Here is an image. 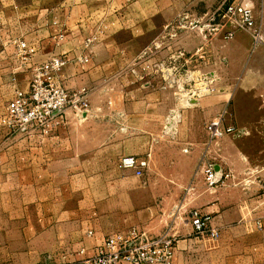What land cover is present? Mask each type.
Wrapping results in <instances>:
<instances>
[{
	"label": "crops",
	"instance_id": "crops-1",
	"mask_svg": "<svg viewBox=\"0 0 264 264\" xmlns=\"http://www.w3.org/2000/svg\"><path fill=\"white\" fill-rule=\"evenodd\" d=\"M212 3L0 0V6L10 13L14 8L12 12L17 17L20 14L21 21L30 22L34 15L41 24L34 36L19 37L35 48L26 59L19 58L16 50H0V101L5 103L0 114V264H83L106 236L136 226L152 214L137 210L127 215L120 196L94 200L91 189L73 190L77 182L123 181L122 175L92 172V168H115L117 159L126 155L148 157L149 168L163 164L170 170L167 181L186 184L184 213L192 208L210 213L221 230L234 220L242 227L258 217L264 220V161L254 164L244 158L238 145L225 141L210 145L204 157L208 146L204 120L215 116L220 106L214 96L189 103L187 95L173 92L174 78L163 79L154 72L155 67L167 64L170 54L175 55L168 50L203 48L187 43L197 35L196 27L185 30L177 24L189 22L183 14L190 7ZM9 15L5 13L2 21L7 22ZM88 39L93 41L87 46ZM54 55L69 59L57 82L69 92L85 89L90 110L76 113L68 109L63 124L45 135L11 132L1 124L7 104L17 89L29 88L34 66ZM161 55L163 65H155ZM83 56L89 60H77ZM194 61L197 64L198 59ZM195 68L200 70L202 63ZM213 157L217 165L231 169L235 179L208 189L202 163ZM245 181L250 183H238ZM232 191L244 195L236 208L230 207ZM135 205L131 203L132 208ZM188 218L186 234L193 235ZM250 247L255 250L248 256L250 260L264 263L262 250ZM213 249L215 257L221 252L229 260L235 258L230 242L209 246L206 240L188 237L178 241L175 261L191 264L192 253Z\"/></svg>",
	"mask_w": 264,
	"mask_h": 264
},
{
	"label": "rangeland",
	"instance_id": "rangeland-1",
	"mask_svg": "<svg viewBox=\"0 0 264 264\" xmlns=\"http://www.w3.org/2000/svg\"><path fill=\"white\" fill-rule=\"evenodd\" d=\"M211 2H214L211 6L190 7L188 12L183 14L187 15L186 19H183L189 22L177 24L185 30L196 27L197 35L187 39V43L198 44L203 48L194 52L168 50L176 52L172 57L171 54L167 55L168 61L171 60V62L167 61L164 67L159 66L155 67L157 68L155 70L152 68L150 70L157 72V75L163 79L174 78L173 92L187 95L189 103L196 102L195 99L198 97L214 96L220 110L215 116L204 120L206 144L209 142L207 124L227 110L226 116L229 122L234 123L238 128L246 129L249 133L239 135L240 137L235 135L237 138L232 139L225 136L213 145H220L224 141L228 144L234 143L241 148L244 158H248L254 164H260L264 161L262 138L264 133V0H211ZM240 3H246L251 8L256 27L260 32L259 36L240 26L234 17L227 14L229 5ZM12 11L14 8L10 13V10L5 11V8L0 6V50H16L17 56L24 60L29 57V54L23 56L20 53V45L24 41L19 37L35 33L41 24L35 21L34 15L30 17L33 19L30 22L21 21L20 14L17 17ZM5 13L10 14L6 17L9 19L7 22L2 21ZM230 32L233 33L232 36L228 35ZM174 38L172 40L175 41ZM162 45L160 43L159 48H162ZM159 57L161 58L155 65H163V55ZM195 58L198 59V66L202 63L200 70V67L195 68V65L197 66L196 62H193ZM148 68H143V70L147 71ZM196 70L199 72H195ZM0 97L3 101L2 87H0ZM4 109L5 103L0 101V114ZM221 152L222 150H219L220 154ZM117 163L116 169L111 167L104 170L93 167L91 171H107L113 176L122 175L123 181L116 182L117 180L114 179L102 183L77 182L73 184V190L87 192L91 189L94 200H99L100 197L109 199L120 196L123 198L124 212L127 215L137 210L151 211L152 214H149L145 220L139 221L136 227L146 230L153 236L170 233L175 237L176 246L180 240L197 237L202 241L206 240L209 246L230 242L235 251V258L232 257L231 260L227 253L219 252L220 254L216 257L211 254V251L216 249L195 251L192 255L190 254L191 264H264L259 260L260 258L255 262L248 257L251 252L255 251L254 249L251 251V245L261 249L264 254V247H262L264 232L254 226V221L248 222L243 227L238 225L236 220L230 221L228 226L222 228L218 239H211L208 236L202 238L195 231L193 235H187L184 223L187 222L185 217L188 214L182 209L187 185L167 181L166 177L170 170L163 164H156V166L151 164L149 170L141 177L131 170H120ZM238 192H231L230 207L232 208H236V204L240 203L244 197L243 193L239 195ZM131 203L136 205L132 208Z\"/></svg>",
	"mask_w": 264,
	"mask_h": 264
},
{
	"label": "built area",
	"instance_id": "built-area-1",
	"mask_svg": "<svg viewBox=\"0 0 264 264\" xmlns=\"http://www.w3.org/2000/svg\"><path fill=\"white\" fill-rule=\"evenodd\" d=\"M227 14L234 17L243 28L250 30L259 36L253 12L248 4H231ZM232 36L233 33L228 34ZM93 39L87 40V46ZM20 53L23 56L34 52L35 48L25 42L20 45ZM87 62L86 56L77 59ZM69 59L64 55H54L37 64L33 68L32 76L27 90L17 89L14 97L9 102L5 114L1 117V124L11 132L23 134L45 135L63 124V116L68 109L76 113L88 112L90 102L85 89L69 92L67 88L57 82V75ZM149 67V66H146ZM144 67V69L146 68ZM225 110L218 117L207 124L209 135L208 153L210 145L225 136L248 134L246 129L238 128L229 122ZM264 141V133L262 134ZM122 170H131L137 176H144L149 168V159L134 155L121 156L117 163ZM215 157L205 158L202 163L204 183L208 189H215L219 185H226L230 179H235V173L231 169L220 167L216 169ZM247 186L250 182H238ZM188 221L191 222L195 233L204 238L218 239L221 229L213 223L210 213H202L198 208H192L188 213ZM254 226L264 231L262 217L254 219ZM176 240L170 233L149 235L143 229L133 226L129 229L110 234L103 242L97 245L94 252L83 259L84 264H177ZM85 252L84 249L81 253Z\"/></svg>",
	"mask_w": 264,
	"mask_h": 264
},
{
	"label": "water",
	"instance_id": "water-1",
	"mask_svg": "<svg viewBox=\"0 0 264 264\" xmlns=\"http://www.w3.org/2000/svg\"><path fill=\"white\" fill-rule=\"evenodd\" d=\"M193 101H194V100H193ZM216 169L219 170V166H218V165H216Z\"/></svg>",
	"mask_w": 264,
	"mask_h": 264
}]
</instances>
